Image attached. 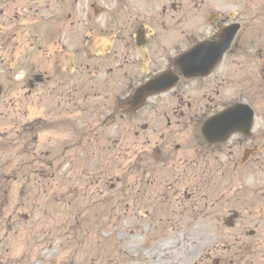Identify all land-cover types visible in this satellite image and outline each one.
I'll return each instance as SVG.
<instances>
[{"label":"rangeland","instance_id":"obj_1","mask_svg":"<svg viewBox=\"0 0 264 264\" xmlns=\"http://www.w3.org/2000/svg\"><path fill=\"white\" fill-rule=\"evenodd\" d=\"M222 33L208 76L128 106ZM236 101L252 136L208 147ZM262 216L264 0H0V264H231Z\"/></svg>","mask_w":264,"mask_h":264},{"label":"water","instance_id":"obj_2","mask_svg":"<svg viewBox=\"0 0 264 264\" xmlns=\"http://www.w3.org/2000/svg\"><path fill=\"white\" fill-rule=\"evenodd\" d=\"M224 35V34H223ZM223 35L221 37L220 43L217 44V48H210V46H200L197 49L194 50L190 55L188 56H182L177 60V64L181 65V67L186 68L187 70H191L189 67V61L195 59L199 63H202V69L205 68L204 62L207 60V57L210 54H215L218 58L222 56L224 51L228 48L227 44H230L231 39L225 35V39L223 40ZM206 55V56H205ZM182 70V69H181ZM197 72L192 70L191 72H187V75L189 77L196 76ZM172 74L167 72L162 74L157 80H153L151 82L146 83L144 86L140 87L136 93L133 94L131 103H128V106H139L144 98L150 94L159 93L160 91H167L169 90L176 82V79L171 76ZM230 116H236V115H230ZM219 119L212 120V122H208L206 127L203 129V135L212 143V142H223L225 141V136L220 135L217 137H212L210 134L212 133V130H210V124L211 123H217ZM220 123V122H219ZM217 123V127L219 125Z\"/></svg>","mask_w":264,"mask_h":264},{"label":"flooded vegetation","instance_id":"obj_3","mask_svg":"<svg viewBox=\"0 0 264 264\" xmlns=\"http://www.w3.org/2000/svg\"><path fill=\"white\" fill-rule=\"evenodd\" d=\"M37 79L41 81V78ZM233 138L234 140L236 139L234 142H239L241 139H244L241 135ZM254 220L255 229L253 231H250L247 235L236 233L232 238L231 249L233 253L231 255V264H264V227H261L264 225V216L256 217ZM250 223L252 224L253 222Z\"/></svg>","mask_w":264,"mask_h":264}]
</instances>
